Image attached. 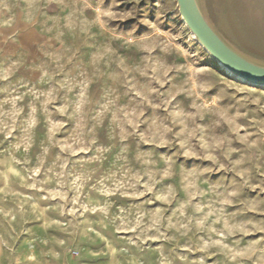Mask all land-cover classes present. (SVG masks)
Masks as SVG:
<instances>
[{
    "label": "rangeland",
    "instance_id": "1",
    "mask_svg": "<svg viewBox=\"0 0 264 264\" xmlns=\"http://www.w3.org/2000/svg\"><path fill=\"white\" fill-rule=\"evenodd\" d=\"M191 34L176 0H0V264H264V86Z\"/></svg>",
    "mask_w": 264,
    "mask_h": 264
},
{
    "label": "water",
    "instance_id": "2",
    "mask_svg": "<svg viewBox=\"0 0 264 264\" xmlns=\"http://www.w3.org/2000/svg\"><path fill=\"white\" fill-rule=\"evenodd\" d=\"M211 1L176 0V3L188 29L218 63L247 83L264 86V59L243 51L222 33Z\"/></svg>",
    "mask_w": 264,
    "mask_h": 264
},
{
    "label": "crops",
    "instance_id": "3",
    "mask_svg": "<svg viewBox=\"0 0 264 264\" xmlns=\"http://www.w3.org/2000/svg\"><path fill=\"white\" fill-rule=\"evenodd\" d=\"M234 10L233 20H228L222 15L224 32L248 52L264 58V0H225ZM227 7V6H226ZM237 19V20H236ZM236 21L243 39L236 34L233 22ZM239 34V36H242Z\"/></svg>",
    "mask_w": 264,
    "mask_h": 264
},
{
    "label": "bare ground",
    "instance_id": "4",
    "mask_svg": "<svg viewBox=\"0 0 264 264\" xmlns=\"http://www.w3.org/2000/svg\"><path fill=\"white\" fill-rule=\"evenodd\" d=\"M224 1V5H223V7H224V16L228 19V20H233V18H234V16H235V12H234V10H230V7H229V5L227 4V3H225V0H223ZM227 6V7H226ZM233 14H234V16H233ZM182 18V17H181ZM237 20V19H236ZM182 21H183V19H182ZM184 22V21H183ZM185 23V22H184ZM186 25V24H185ZM233 27H234V30H235V32H236V34L238 35V37H240V38H242L243 39V35L240 33V30H239V27H238V25H237V22L236 21H234L233 22ZM191 32V31H190ZM192 33V32H191ZM239 34H241L242 36H239ZM191 36L194 38L195 36L193 35V33L191 34ZM200 44V43H199ZM219 65H221L220 63H218ZM222 66V65H221ZM225 68V67H224ZM226 69V68H225ZM227 70V69H226ZM227 71H229V70H227ZM230 72V71H229ZM231 73V72H230ZM231 74H233V73H231ZM237 77V76H236ZM237 78H240V77H237ZM241 79V78H240ZM243 80V79H242ZM243 81H245V80H243ZM250 87H252V86H250Z\"/></svg>",
    "mask_w": 264,
    "mask_h": 264
}]
</instances>
